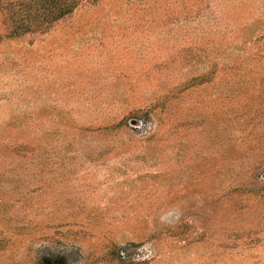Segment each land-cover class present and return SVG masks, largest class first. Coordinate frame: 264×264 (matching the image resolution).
Segmentation results:
<instances>
[{"label": "rangeland", "instance_id": "1", "mask_svg": "<svg viewBox=\"0 0 264 264\" xmlns=\"http://www.w3.org/2000/svg\"><path fill=\"white\" fill-rule=\"evenodd\" d=\"M64 6L0 0V264H264V0Z\"/></svg>", "mask_w": 264, "mask_h": 264}, {"label": "trees", "instance_id": "2", "mask_svg": "<svg viewBox=\"0 0 264 264\" xmlns=\"http://www.w3.org/2000/svg\"><path fill=\"white\" fill-rule=\"evenodd\" d=\"M29 1H36L42 6L41 8H43L42 10L43 15L41 14L42 20H40L39 22L31 21L29 27H38L40 24H42V22H44V20L58 19L63 17L67 13L71 12V10H69L67 7L64 6L65 0H29ZM37 11L39 14L38 9ZM9 35H13V34H9Z\"/></svg>", "mask_w": 264, "mask_h": 264}]
</instances>
